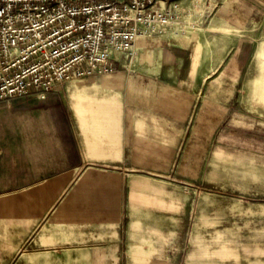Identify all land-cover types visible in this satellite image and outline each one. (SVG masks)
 I'll return each instance as SVG.
<instances>
[{"label":"rangeland","instance_id":"rangeland-1","mask_svg":"<svg viewBox=\"0 0 264 264\" xmlns=\"http://www.w3.org/2000/svg\"><path fill=\"white\" fill-rule=\"evenodd\" d=\"M177 2L163 33L136 40L125 70L72 79L44 99L0 100L10 109H54L65 159L110 179L105 162L120 154L107 148L118 141L105 128L99 150L88 148L69 95L119 80L132 88L120 227L101 213L80 214L86 200H69L77 181L66 172V188L51 192L60 199L50 224L38 229L49 247L20 248L2 234L0 264H264V23L241 31L214 15L216 0ZM171 43L190 51L187 77L163 61ZM137 147L146 163L134 160ZM66 202L76 216L61 211Z\"/></svg>","mask_w":264,"mask_h":264},{"label":"crops","instance_id":"crops-1","mask_svg":"<svg viewBox=\"0 0 264 264\" xmlns=\"http://www.w3.org/2000/svg\"><path fill=\"white\" fill-rule=\"evenodd\" d=\"M214 15L234 29L248 31L257 23H264V0L217 1ZM261 49L264 53V43ZM163 52V61L174 70L176 78L185 70L188 72L186 77L189 75L191 67H184L190 55L186 46L171 43L164 45ZM111 84L112 88L106 87L109 90L104 88V84L89 85L87 93L72 89L69 95L73 115L88 136V148L98 149L100 133L105 128L112 131L110 139L118 141V144L107 148L117 149L120 154L119 159L105 162L109 166L110 179H104L100 173L90 169L75 170L74 161L65 159L62 133L60 131L57 135L56 131L60 128L59 122L51 119L54 109L43 105L25 109L0 107V235L10 234L14 243L19 242L20 248L27 244L41 249L49 247L41 241V238L46 239L47 233L41 236L38 229L40 232L42 226L50 224L52 207L60 199L52 201L51 192L66 188V172L70 174V183L77 181L69 200H86L87 210H81L80 214L91 216L101 213L105 220L118 221L116 227H120L123 171L127 167V139L131 136L128 134L127 117H130L132 99L128 94L132 88L123 80ZM260 89L264 94V75ZM172 108L178 111V102L174 101ZM48 131L53 135L48 136ZM109 152L106 151L107 154ZM134 160L147 161L139 147ZM132 185H139L138 180L135 179ZM67 203L61 211L76 216L79 213L77 209L67 207Z\"/></svg>","mask_w":264,"mask_h":264},{"label":"built area","instance_id":"built-area-1","mask_svg":"<svg viewBox=\"0 0 264 264\" xmlns=\"http://www.w3.org/2000/svg\"><path fill=\"white\" fill-rule=\"evenodd\" d=\"M177 1L0 0V100L116 72L137 39L164 32Z\"/></svg>","mask_w":264,"mask_h":264}]
</instances>
